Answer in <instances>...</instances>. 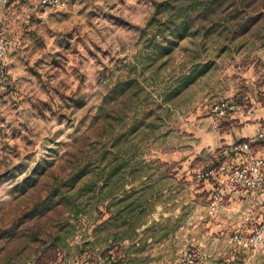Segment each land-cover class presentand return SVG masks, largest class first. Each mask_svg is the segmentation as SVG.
Instances as JSON below:
<instances>
[{"label":"rangeland","instance_id":"rangeland-1","mask_svg":"<svg viewBox=\"0 0 264 264\" xmlns=\"http://www.w3.org/2000/svg\"><path fill=\"white\" fill-rule=\"evenodd\" d=\"M0 25V264H264L198 177L264 0H0Z\"/></svg>","mask_w":264,"mask_h":264},{"label":"crops","instance_id":"crops-1","mask_svg":"<svg viewBox=\"0 0 264 264\" xmlns=\"http://www.w3.org/2000/svg\"><path fill=\"white\" fill-rule=\"evenodd\" d=\"M2 70L4 72L5 68L2 67ZM239 74L235 83L232 81L221 86L212 103L227 99L242 105V110L222 119L217 127L211 125L208 116L205 119L209 130L204 131L201 146L213 148L215 155L233 142L245 140L259 132L264 135V69L250 66L241 69ZM252 153L264 157V137L253 143ZM223 205L220 217L232 219L235 227L242 232L251 231L264 219V189L255 193L230 190L224 197Z\"/></svg>","mask_w":264,"mask_h":264},{"label":"built area","instance_id":"built-area-1","mask_svg":"<svg viewBox=\"0 0 264 264\" xmlns=\"http://www.w3.org/2000/svg\"><path fill=\"white\" fill-rule=\"evenodd\" d=\"M43 12L49 9H58L65 6V0H34ZM9 49V40L4 27L0 25V80L6 82L2 64ZM7 84V83H6ZM242 105L227 99H221L208 108V117L211 125L217 127L218 123L229 115L241 111ZM262 132L245 140L236 141L228 145L219 154L211 168L205 173H198L199 178L206 176L215 179V186L211 191L208 203L209 214H216L224 207L223 200L230 190H243L255 193L264 189V157L252 153V145L263 138ZM234 240L243 246L254 249H264V219L254 226L248 236L234 235Z\"/></svg>","mask_w":264,"mask_h":264},{"label":"trees","instance_id":"trees-1","mask_svg":"<svg viewBox=\"0 0 264 264\" xmlns=\"http://www.w3.org/2000/svg\"><path fill=\"white\" fill-rule=\"evenodd\" d=\"M6 83H9V82L6 80Z\"/></svg>","mask_w":264,"mask_h":264}]
</instances>
